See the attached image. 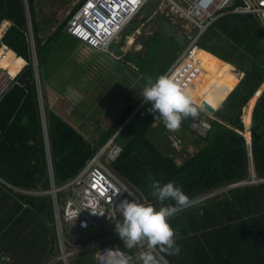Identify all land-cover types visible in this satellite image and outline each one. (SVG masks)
<instances>
[{
  "label": "trees",
  "instance_id": "trees-1",
  "mask_svg": "<svg viewBox=\"0 0 264 264\" xmlns=\"http://www.w3.org/2000/svg\"><path fill=\"white\" fill-rule=\"evenodd\" d=\"M83 1L80 0L49 34L42 36L46 27L37 19L38 0H24L34 40L55 185L59 187L76 176L96 147L116 134L114 141L120 146V154L110 170L143 204H152L158 209L174 203L161 204L151 195L149 185L153 181L175 182L186 195L194 201L199 200L196 207L183 209L169 220L176 232V244L181 249L179 256L164 254L169 264H264V183L209 196L223 188L249 182L248 150L256 180L264 179V88L252 106L254 95L264 83L263 21L251 14H225L211 22L197 38L195 46L200 49L197 58L201 60L198 63L201 70L188 90L196 106L202 102L221 105L211 115L213 118L207 120L209 130L204 137H197L188 130L192 120L203 117L201 111L198 110L195 118L183 120L179 129L195 136L196 150L177 164L174 157L150 139L154 124L167 128L160 119L154 120L148 111L151 105L143 101L141 92L146 78L155 79L165 74L174 58L190 43V38L174 35L164 15H158V29L136 41L142 53L125 52L121 47L126 38L145 21L141 19L137 23V18L142 13L144 18L151 15L157 3L149 1L141 8L131 27L121 32L117 42H111V53H107L118 57V62L129 68L135 83L128 89L130 93L123 97L124 101L114 102L121 108L117 118L98 139L95 135L90 138L84 130L87 118L98 117L90 113L93 105L87 104L86 93L72 92L70 82L74 72L71 74L67 64L72 57L81 54L91 58L105 53L90 48L65 31L66 24ZM3 21L9 26L0 44L19 58L14 60L12 53L6 51L0 59L1 68L11 77L15 75L12 85L0 99V180L20 190L48 191L50 181L41 114L34 65L26 41L22 0H0V24ZM194 35L195 31L192 37ZM2 53L0 48V57ZM233 67L243 76L239 82L234 77ZM54 78L64 80L63 86H57ZM198 79L204 80L202 85L197 84ZM49 84L55 87L60 99L63 96L68 100L60 114L54 111L47 98L46 85ZM105 94L113 95L106 91ZM69 106H73V111L66 116L64 112ZM249 113L251 125L245 135L250 133L248 146L243 136L246 126L241 118L244 114L245 121ZM3 183H0V255H9L12 264H47L58 255L51 226L50 196L24 195ZM92 255L84 251L74 264H93Z\"/></svg>",
  "mask_w": 264,
  "mask_h": 264
},
{
  "label": "built area",
  "instance_id": "built-area-1",
  "mask_svg": "<svg viewBox=\"0 0 264 264\" xmlns=\"http://www.w3.org/2000/svg\"><path fill=\"white\" fill-rule=\"evenodd\" d=\"M145 0H85L81 3L77 11L65 26V31L74 39L81 40L90 48L101 52L111 53L110 45L121 32H123L138 15L140 3ZM161 4H168L175 7L180 18H184L195 31V35L190 38V43L172 61L165 74L171 76L176 85L181 89H186L197 74L198 62L194 57V50L197 48L195 42L206 28L219 17L225 14H251L259 17L264 24V0H160ZM182 1L189 3V8L183 6ZM24 10L25 5L23 4ZM26 20V41L31 53V61L34 65V78L39 111L41 114L42 133L45 144L47 170L50 181L48 191H31L11 188L13 191L31 196L49 195L53 222L51 224L55 238V247L58 257L50 260L47 264H70L69 259L75 255L76 250L67 248L65 232H69L72 226H77L84 233L91 227H101L104 222L111 227L122 215L119 204L124 200L142 203L135 192L129 189L125 182L118 179L110 170V166L117 160L120 154V146L114 141V134L105 144L96 147L93 156L86 162L81 171L57 187L53 178V161L50 150L47 119L42 105L40 94V82L36 70V58L33 35L30 33V22L28 13L25 10ZM3 53L5 48L3 47ZM14 58V56H13ZM17 58H14V60ZM24 64L22 65V67ZM21 67V68H22ZM20 68V69H21ZM19 69V70H20ZM18 70V71H19ZM17 71V72H18ZM16 72V74H17ZM237 77L240 78L239 72ZM14 76L0 66V99L10 88ZM197 109L203 114L201 106ZM73 111V106H69L64 114L67 116ZM188 130L197 137H204L209 130V123L204 117L196 118L189 123ZM65 196L59 201L58 194ZM22 207H26L22 204ZM70 233V232H69ZM106 233V232H105ZM104 234V233H103ZM108 234V233H107ZM105 234L97 242L103 243ZM114 237L119 235L114 232ZM96 243V242H95ZM94 244L86 246L93 247ZM146 249L143 242L134 246L132 252L118 249L115 245L103 246L96 255L94 264H119L121 259L127 258L128 264L139 261V255ZM108 251H112L109 253ZM0 264H12V259L7 254L0 255Z\"/></svg>",
  "mask_w": 264,
  "mask_h": 264
},
{
  "label": "rangeland",
  "instance_id": "rangeland-1",
  "mask_svg": "<svg viewBox=\"0 0 264 264\" xmlns=\"http://www.w3.org/2000/svg\"><path fill=\"white\" fill-rule=\"evenodd\" d=\"M79 1L80 0H38L36 10L39 11V13L37 19L46 27V31L42 32L41 35L45 36L49 34L56 25L64 21ZM152 2L157 4L151 15H146V18H144V13H142L140 17L137 18V23H140L141 19H145V21L143 24L140 23L138 30L134 34L126 38L125 44L121 47L125 52L130 51L142 53V47L136 43V41L139 37L150 35L158 29L159 22L156 19L158 15H164V18L172 26L174 35H185L188 39L192 37L194 33L192 26L184 18H180L175 7H171L166 3L161 4L160 0H152L151 3ZM129 26L131 27V25ZM120 38L121 37L119 36L114 42H117ZM81 55L82 56H76L75 58L72 57L73 60L71 63L65 64H67L71 70V74L72 71L74 72L72 77L73 80L70 82V87L73 89L72 92H79L82 95L86 93L89 97L87 99V104L93 105L90 113L98 117L87 118V125L84 126V130L87 132L85 135L88 134L89 136H86L90 138L95 135L98 139L100 133L104 132L118 116V112L121 108L118 107V104H114V102L117 101V103H119L120 101L125 100L123 97L130 93L131 90L128 89L132 87L135 80L134 76L131 75L129 68H126L124 64L118 62L120 59L113 54H95V56L91 58L87 57L86 54ZM123 58L124 55L121 59ZM36 70L38 71L37 66ZM112 70L113 72H117V74H113V72H111ZM120 71L123 72V74H120ZM34 79L37 80V78ZM203 82V79L197 80L198 85H202ZM55 84H57V86L59 84L61 87L64 84V80L55 79ZM46 86H49V93H56V91L51 88L52 86L50 84ZM105 91L112 93L113 95L105 94ZM65 101L68 102L67 98H65ZM63 104H65V102ZM215 106L218 107V105H214V107ZM203 117L206 120L213 118L211 115ZM247 121L249 120L247 119ZM149 137L156 143L159 149L174 157L177 164H180L185 156L193 154L196 150V143L194 141L195 136L187 131H181L180 129H163L159 128L157 124H154ZM251 173L250 169L249 182L255 180ZM63 196L65 195L62 193L58 194L59 201ZM100 226L101 227L89 228L83 235H71L69 232H65L67 248L69 250H76L75 255L69 259L70 264H74L78 256L84 251L93 254L92 258L94 264L97 252L105 245H115L118 249L126 250L128 252L134 250V247L128 249L125 248L124 245H121V238L119 236L114 237V226L111 227V225L104 222H101ZM105 234H107V236L103 238V241H105L110 234V237L113 238L107 239V241H105L106 243L103 244L97 242L99 238L103 237ZM91 244H94L93 247H86ZM57 257L53 259H56Z\"/></svg>",
  "mask_w": 264,
  "mask_h": 264
},
{
  "label": "clouds",
  "instance_id": "clouds-1",
  "mask_svg": "<svg viewBox=\"0 0 264 264\" xmlns=\"http://www.w3.org/2000/svg\"><path fill=\"white\" fill-rule=\"evenodd\" d=\"M149 1L152 0H145L142 4L140 3V10ZM23 4L25 5L24 0H22V6ZM25 10L27 11L26 5ZM116 39L114 41H116ZM4 48L6 52V47L4 46ZM13 56L14 58H19L15 55ZM141 95L143 97V101L151 105V108H149L148 111L153 115L154 120L157 118L160 119L169 130L179 129L184 119L189 117L195 118L199 114L197 106L194 105L191 93L186 90H181L176 85L174 79L167 74L159 75L155 79L147 77L146 82L143 85ZM203 116L209 115L203 114ZM249 128L250 125L247 128L245 127V132ZM247 145L249 146V144ZM248 158L250 161L249 172L251 169V175L255 179L253 184H257L255 183L257 180L254 175L249 150ZM149 187L151 195L161 204L165 201H172L174 203H169L157 209L152 204L146 205L135 201L124 200L118 206L122 215V220L116 222L114 230L119 235L121 240L125 242L126 248L134 247L141 242L146 244V249L139 255V259L142 264H169L164 254L179 256L181 251L180 247L176 244V232L170 225L169 220L175 217L183 209L196 207V202L199 200L194 201V199L186 195L182 188L178 187L175 182L161 184L159 181H153ZM214 195L215 192L209 196L211 197ZM108 252L111 253L112 251ZM119 264H128L127 258L121 259Z\"/></svg>",
  "mask_w": 264,
  "mask_h": 264
},
{
  "label": "crops",
  "instance_id": "crops-1",
  "mask_svg": "<svg viewBox=\"0 0 264 264\" xmlns=\"http://www.w3.org/2000/svg\"><path fill=\"white\" fill-rule=\"evenodd\" d=\"M3 26V29H1V27ZM9 26V23L7 22V21H3L1 24H0V29H1V31H0V39L2 38V36H3V34L5 33V31L7 30V27ZM1 47V49L3 50V47H4V45H0ZM7 50V49H6ZM7 51H10V50H7ZM11 52V51H10ZM12 53V55H14V53L13 52H11ZM3 57V55H1V57H0V59ZM24 64H25V62H24ZM234 69V68H233ZM234 71L236 72V74H237V71L234 69ZM239 76H240V78H239V80H238V82L242 79V75L241 74H239ZM234 77H235V75H234ZM236 78V77H235ZM238 84V83H237ZM236 84V85H237ZM264 87V86H263ZM48 88H49V86H48ZM51 88H53L55 91H56V89H55V87H51ZM262 88V87H261ZM47 93H48V95H47V98L49 99V103H50V106L51 107H54L55 109H54V111H56V113L58 112L59 114H60V111H61V108L62 109H65L66 107H67V101H65V97H63V96H61V99H60V95H58V92L56 91V93L54 94L53 92H50L49 93V89H48V91H47ZM257 94H258V92H257ZM257 94H255L254 95V97H255V99L252 101V106L254 107V104H255V102H256V97H257ZM65 102V104H63ZM195 105V104H194ZM196 106V105H195ZM211 107H214V106H211ZM253 107H252V109H253ZM214 108H216V106L214 107ZM245 109V108H244ZM243 109V110H244ZM245 112H246V109H245ZM245 112H243L244 114H245ZM252 113V112H251ZM244 114H243V116H244ZM243 116H242V122H243V124H244V126H246V128L247 127H249V125H251V114L249 113L248 114V116L246 117V119H245V121H243ZM247 119L249 120V121H247ZM247 132H249V131H246V133H244V136L247 134ZM245 138L247 139V138H249V136H245ZM0 183H3L1 180H0ZM3 184H5V183H3ZM8 188H9V185H7V184H5ZM11 187V186H10ZM13 188V187H12ZM44 196H46V195H44ZM35 197H41V196H35ZM85 234V233H84ZM83 235V234H82ZM121 244H123L124 245V247L126 248V246H125V242L123 241V242H121ZM129 249V248H128Z\"/></svg>",
  "mask_w": 264,
  "mask_h": 264
},
{
  "label": "water",
  "instance_id": "water-1",
  "mask_svg": "<svg viewBox=\"0 0 264 264\" xmlns=\"http://www.w3.org/2000/svg\"><path fill=\"white\" fill-rule=\"evenodd\" d=\"M234 68V67H233ZM264 84V83H263ZM263 84L258 88V94H257V92H256V94H257V97H258V95L260 94V92L262 91V89L264 88V87H262L263 86ZM262 87V88H261ZM256 97V98H257ZM201 109L203 110V112L205 113V114H207V115H213L214 113H215V111H216V109L218 108H211V107H209L206 103H204V102H202L201 103ZM139 108V107H138ZM138 108L132 113V115L131 116H133L134 114H135V112L138 110ZM131 116L129 117V118H131ZM127 120H129V119H127ZM249 137H250V134H249ZM247 140V139H246ZM247 144H250V139L249 140H247ZM254 182H249V183H240V184H237V185H232V186H229V187H226V188H223V189H221V190H218V191H216L215 192V195H218V194H222V193H227L228 191H230V190H234V189H238V188H242V187H245V186H249V185H251V184H253ZM255 183H264V179H261V180H259V181H257V182H255ZM70 234L71 235H82L83 233H84V231L83 230H79L78 229V227L77 226H72L71 228H70Z\"/></svg>",
  "mask_w": 264,
  "mask_h": 264
},
{
  "label": "bare ground",
  "instance_id": "bare-ground-1",
  "mask_svg": "<svg viewBox=\"0 0 264 264\" xmlns=\"http://www.w3.org/2000/svg\"><path fill=\"white\" fill-rule=\"evenodd\" d=\"M182 4H183V6H185L186 8H189V3H187L186 1H182ZM198 49L196 48L195 50H194V53H193V55H194V57L196 58V60H197V62L199 63L201 60L200 59H198L197 58V54H198ZM203 59V58H202ZM198 68H199V70H198V72H197V74L195 75V77L199 74V72H200V70H201V68L199 67V65H198ZM234 75H235V77L239 80V77H237V75H236V72H234ZM194 77V78H195ZM192 85V83H190L189 84V86H191ZM188 86V87H189ZM188 87L186 88V89H184V90H186V91H188V92H190L189 90H188ZM208 105V104H207ZM209 107H211L210 105H208ZM211 108H213L214 109V107H211ZM246 133V132H245ZM247 139H249V138H247Z\"/></svg>",
  "mask_w": 264,
  "mask_h": 264
}]
</instances>
